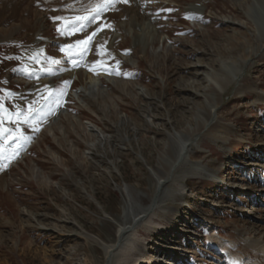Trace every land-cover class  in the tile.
Returning <instances> with one entry per match:
<instances>
[{
	"label": "rangeland",
	"instance_id": "obj_1",
	"mask_svg": "<svg viewBox=\"0 0 264 264\" xmlns=\"http://www.w3.org/2000/svg\"><path fill=\"white\" fill-rule=\"evenodd\" d=\"M0 264H264V0H0Z\"/></svg>",
	"mask_w": 264,
	"mask_h": 264
},
{
	"label": "bare ground",
	"instance_id": "obj_2",
	"mask_svg": "<svg viewBox=\"0 0 264 264\" xmlns=\"http://www.w3.org/2000/svg\"><path fill=\"white\" fill-rule=\"evenodd\" d=\"M60 1V0H59ZM67 1V0H66ZM74 1V0H73ZM69 2H70V0H69ZM115 2H117V1H115ZM62 3V2H61ZM74 3V2H73ZM135 3V1H133V2H131V5H133ZM78 4V3H77ZM76 4V5H77ZM81 4V3H80ZM203 3H200L199 4V6H200V8H193V7H189L188 9H187V11L189 10L190 12H188L189 14H193V13H197V15L200 13V11L202 10L201 8L202 7H204V5H202ZM69 4H67V6H68ZM72 5V4H71ZM262 5V4H261ZM70 6V5H69ZM73 7V6H72ZM124 7V6H123ZM69 9V8H68ZM70 9H72V8H70ZM125 13V12H124ZM124 15H127L126 13L124 14ZM126 17V16H125ZM124 18V17H123ZM106 23V22H105ZM141 41H142V39H141ZM36 53L38 52V50L37 51H35ZM99 78H104V80L106 81V82H111L112 81V79L111 78H108V76H106V75H104V74H99V75H94V74H90L89 76H88V81L86 82V84L84 85V86H82L81 87V91H80V94H82L83 96H86V95H88L89 94V92H91V93H93V92H95V91H102V92H104V89H102L103 88V86L101 85V83L102 82H100V79ZM45 83H46V85H45V89H44V95L42 96V99H41V102L42 101H44L45 100V98H46V95H47V93L48 92H50L51 91V88H52V86H51V84H49L48 83V80H45ZM74 94V93H73ZM74 97L75 98H77L78 100H81L80 98H78V96H77V94L75 93L74 94ZM81 102H82V100H81ZM217 104H219V103H217ZM214 106H217V105H214ZM214 106L213 107H211V108H214ZM210 108V109H211ZM207 120H209L211 117H212V114H211V112H210V110L207 112ZM206 122H208V121H206ZM85 127H86V129L90 132V133H96L94 136H96V137H99V138H101V139H103V136L100 134L101 132L97 129V127L95 126V125H92V124H85ZM203 128H204V126H202V128H201V130H203ZM210 128V127H209ZM97 129V130H96ZM198 135V134H197ZM183 148H186V145H184L183 144ZM188 152V150L187 149H185L184 150V152ZM172 166V165H171ZM170 166V167H171ZM170 167H169V170H170ZM121 228H120V230H119V235H120V233H121ZM118 235V236H119ZM214 239V238H213ZM213 239L212 238H210V241L211 242H213V244H217V241H213ZM232 244V243H231ZM245 246V245H244ZM251 246V245H250ZM249 246V247H250ZM245 249V248H244ZM129 253V252H128ZM243 253V252H242ZM127 256V255H126ZM107 257V256H106ZM237 257H239V256H237ZM108 260V259H107ZM238 260V259H237Z\"/></svg>",
	"mask_w": 264,
	"mask_h": 264
},
{
	"label": "snow or ice",
	"instance_id": "obj_3",
	"mask_svg": "<svg viewBox=\"0 0 264 264\" xmlns=\"http://www.w3.org/2000/svg\"><path fill=\"white\" fill-rule=\"evenodd\" d=\"M124 2L127 3V0H124ZM55 19H59V17H57ZM93 35H95V33ZM78 43H82V42H78Z\"/></svg>",
	"mask_w": 264,
	"mask_h": 264
},
{
	"label": "water",
	"instance_id": "obj_4",
	"mask_svg": "<svg viewBox=\"0 0 264 264\" xmlns=\"http://www.w3.org/2000/svg\"><path fill=\"white\" fill-rule=\"evenodd\" d=\"M106 263H107V260H106Z\"/></svg>",
	"mask_w": 264,
	"mask_h": 264
}]
</instances>
